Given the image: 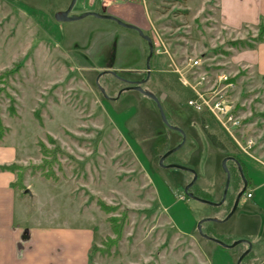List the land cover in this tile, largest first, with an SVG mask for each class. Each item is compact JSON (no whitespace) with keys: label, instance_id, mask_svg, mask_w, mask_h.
<instances>
[{"label":"rangeland","instance_id":"obj_1","mask_svg":"<svg viewBox=\"0 0 264 264\" xmlns=\"http://www.w3.org/2000/svg\"><path fill=\"white\" fill-rule=\"evenodd\" d=\"M146 2L152 21L147 33L153 45L149 70L150 46L137 30L94 15L74 21L55 17L70 6L69 16L81 14L84 0H0V72L8 71L4 81L11 95L0 93L7 139L27 148L30 163L42 161L38 137L48 147L44 159L55 156L57 162L49 168L62 181L51 189L47 212L73 211L83 195L84 215H90L102 234L111 232L101 240L115 235L107 216L121 218L122 236L110 246L117 254L108 256L112 264H208L200 259L204 253L209 264H237L233 253L239 255L247 247L242 239L251 242L253 251L241 264L264 262V219L252 207L259 202L264 208V88L254 83L245 65L231 61L228 41L240 37L220 25L218 0ZM93 3L106 10L102 0ZM164 46L177 62L198 57L204 68L225 74L233 83L223 91L242 120L239 141L246 146L253 140L247 152L218 126L209 131L206 114L188 105L190 92L170 70ZM129 85L153 93L167 122L152 97L136 88L122 91ZM9 105L17 115H9ZM207 131L218 132L227 149L215 147ZM224 159L233 171L228 170L229 179ZM237 161L247 163L246 174L254 181L231 213L246 183H238ZM66 179L78 187L69 203L59 188L67 187L62 183ZM41 180L37 173L34 185L46 197ZM249 187L252 198L246 194ZM201 190L209 195H192ZM98 198L118 208L106 213ZM202 235L208 248L199 244ZM212 235L240 243L226 247L210 239ZM101 240L96 245L104 246ZM97 254L91 255L92 261Z\"/></svg>","mask_w":264,"mask_h":264},{"label":"crops","instance_id":"obj_2","mask_svg":"<svg viewBox=\"0 0 264 264\" xmlns=\"http://www.w3.org/2000/svg\"><path fill=\"white\" fill-rule=\"evenodd\" d=\"M93 1L84 0L86 5L83 4L81 14L74 17L68 15L69 18L60 19V21H74L89 15L106 18L94 13L88 14V12L101 14L107 11L115 17L118 16L132 22L133 25L136 24L145 33H148L151 28V14L146 0H141V3L132 0H102L104 2L102 7L106 8L104 11L96 9L97 5ZM217 4L220 25L229 32H235L236 37L242 38L250 31L254 35L258 31L259 24H264V0H218ZM230 47L231 61L245 65L254 83L264 88V38L250 47ZM8 132L9 129L0 141V165L12 162L29 164L27 148L13 140L9 141ZM184 142L185 137L176 150ZM244 163L247 166L245 161ZM37 173L39 172L28 169L23 177L25 188H20L13 184L17 178V172L0 168V264H112L108 260L110 257L101 254H97L93 261L91 259L92 246L98 244L103 236L111 232L102 234L99 225L90 215H84V196H80L75 201L73 211L49 213L45 203L51 200L49 199L53 192L51 189L56 188L62 179L48 183L47 180L50 178L39 173L45 179L41 180L45 185L44 192H48L46 197H42L41 190L34 185V176ZM248 178V184L252 185L254 178L249 172ZM62 183H67V187H59L60 194L66 198L65 203L73 202L74 192L78 187L74 188L75 183L67 179ZM257 187L262 186L257 184ZM250 188L252 187H249L247 191H251L252 195L247 196L248 198L254 196ZM252 207L256 208L258 213L260 210L259 214L264 219V208L259 202H253ZM85 218L89 220V224L83 223L86 221ZM176 229L178 232L193 236V232L177 227ZM201 237L204 240L199 242L200 246L204 249L208 248L206 237L203 235ZM253 240L255 242V239ZM204 255L205 258L200 257V259L209 264L206 253ZM233 255L237 260L238 252H234Z\"/></svg>","mask_w":264,"mask_h":264},{"label":"trees","instance_id":"obj_3","mask_svg":"<svg viewBox=\"0 0 264 264\" xmlns=\"http://www.w3.org/2000/svg\"><path fill=\"white\" fill-rule=\"evenodd\" d=\"M91 14H93V13H91ZM101 14H105V13H101ZM111 19H114V20L117 19L116 21L118 23H120V24H122L128 28H133V29L137 30L138 32L141 33V35L144 37V39H146V41H148L147 38L145 37V35L148 36L147 33L142 31L138 26H133V24L131 25V24H127V23L125 24V22H123L122 20L118 19L115 16H114V18L111 17ZM148 37L150 38V36H148ZM263 38H264V24L260 23L258 26V31L256 34H254V35L252 34L249 37L232 39L228 42H229L230 46H234V47H238V48L239 47H250V46H253L255 42L263 40ZM151 42H152V39H151ZM152 56H153V53L150 57L149 63L151 61ZM105 71H107V70H103V72H105ZM6 75H8L7 70L0 72V93L3 91L5 94H7V97H9L11 99L10 93L5 88L4 79H5ZM137 82H142V81H137ZM136 87H137V85H129V86L125 87L122 91H124L125 89H133ZM8 113L11 116L17 115V111L13 105L8 106ZM35 113H36L38 120L41 122V118L39 117L38 113L37 112H35ZM202 123H204V122H202ZM8 129H9L8 125L4 123L3 118L0 115V141L2 140V138L4 137V135L6 134ZM206 135H207V138L209 139V141L215 147H218L222 150L227 149L228 144L226 143V140H224V138H222L218 132H216V131L215 132H208L207 131ZM47 138L50 141V143H55V139L50 134H47ZM36 143L39 147L40 153L42 154V161L41 162H39V163L32 162L29 164L12 162V163H6V164L0 165L1 169H12V170H15L17 172V178L13 181V184L20 187V188H25V185L23 184V177H24L25 170L28 168H30V170L33 172L39 171V173L46 178H51L53 180L59 179V177L56 176L52 172V170L49 168V165H51L53 162H57V160L55 159V156L49 160H45L44 157L48 151V147L45 145V143L43 142V140L40 137H38L36 139ZM230 158H232V157H230ZM163 159H164V156H163ZM237 165H239V167H240L239 169L237 168ZM189 170H193V169L190 167ZM227 170H229V169L227 168ZM229 171H230V173L233 172L231 169ZM235 172H236L235 174L237 175V177H239V172L244 173V175H246V177H247L246 166L242 162H240V163H239V161L236 162V171ZM246 188H247V186H246ZM188 191H190L189 188H188ZM192 195L199 197V198H201V196H202V199H204L205 197H207L206 195H209V194H207L201 190V191H195ZM208 201L212 202L209 199H208ZM96 202L99 205V207L102 210H104L106 213L114 212L118 208V204H109L100 198H98L96 200ZM106 219L109 221L111 229L115 235L114 236H108V237H106L105 240L102 239L101 243H103L104 246H99V245L94 244L91 248V255L93 253H96V252H100L102 255H106V256L117 254V250H114L113 252H111L110 246L112 244H116V242L121 238L123 223H122L121 218L115 214L108 215ZM209 238L215 240L216 242H218V243H220L226 247L231 246V245H229V244H231L230 243L231 241H228L229 239L227 240V238L221 239V237H219V236L214 237L213 235L209 236ZM227 243H229V244H227ZM250 251L251 250H249L248 254L250 253Z\"/></svg>","mask_w":264,"mask_h":264},{"label":"built area","instance_id":"obj_4","mask_svg":"<svg viewBox=\"0 0 264 264\" xmlns=\"http://www.w3.org/2000/svg\"><path fill=\"white\" fill-rule=\"evenodd\" d=\"M157 51L161 50L157 49ZM163 52L169 54L170 70L177 74L179 82L190 92L187 98L188 105L198 112H204L210 120V123H206V126L210 127L209 131H213L218 126L224 134L233 138L246 151L253 140H248L246 146L239 141L242 120L235 110L234 101L226 91H223L233 87V83L226 81L225 74H213L204 68L198 57L186 56L184 61L177 62L165 46ZM246 194L252 195L251 191H247Z\"/></svg>","mask_w":264,"mask_h":264},{"label":"water","instance_id":"obj_5","mask_svg":"<svg viewBox=\"0 0 264 264\" xmlns=\"http://www.w3.org/2000/svg\"><path fill=\"white\" fill-rule=\"evenodd\" d=\"M70 8H71V6H70ZM70 8L67 9V10H65V11H63V12L57 13V14L55 15V17H56L57 19L69 18V16H68V12H69ZM91 13H94V14L99 15V16L107 17V18H111V17L114 18V16H112V15H110V14H100V13H97V12H88V14H91ZM116 20H117V19H116ZM125 24H126V23H125ZM133 26H134V25H133ZM145 37L147 38V40H148V42H149V46H150V51H149V54H148V57H147V68H148V70H149V60H150V57H151V55H152V53H153V45H152L151 39H150L148 36H146V35H145ZM137 87H138V89H139L140 91H142V92H144L145 94L149 95L150 97H152V98L157 102L158 107H159L160 112H161V115H162V118L167 122V119H166V116H165L164 110L162 109V106L160 105L158 98H157L153 93H150V92L144 90V88H142L140 85H137ZM160 163H163V158L160 159ZM170 165L180 166V167H182V168L190 169V167H187V166H184V165H179V164H170ZM223 166L225 167V169H226V171H227V173H228V179H229V178H230V174H229V172H228V170H227V167H226V159L223 160ZM245 188H246V187L244 186L243 189L239 192V194H238V196H237V199H236L235 203L233 204V207H232L231 213L235 210V208H236V206H237V204H238L239 197H240V195L244 192ZM186 190H187V188H186ZM200 223H201V222H199V224H200ZM237 241H238V240H237ZM237 241H236V242H237ZM236 242H234V243H236Z\"/></svg>","mask_w":264,"mask_h":264},{"label":"flooded vegetation","instance_id":"obj_6","mask_svg":"<svg viewBox=\"0 0 264 264\" xmlns=\"http://www.w3.org/2000/svg\"><path fill=\"white\" fill-rule=\"evenodd\" d=\"M149 67H150V65H149ZM148 69V68H147ZM134 89V88H133ZM136 89H138V87H136ZM237 168L239 169L240 167H239V165H237ZM239 178V179H238ZM237 179H238V183H242V185H243V183L244 182H246L245 183V187L248 185V183H249V178H248V176L246 177V175H244V173H242V172H239V177H238ZM243 181V182H242ZM242 190V189H241ZM246 190V189H245ZM245 190H244V192H245ZM243 192V193H244ZM242 193V194H243ZM242 194L240 195V197H239V199L241 198V196H242ZM238 202H239V200H238ZM236 242V241H235ZM240 242H243L244 244H246L247 245V247L245 248V250L242 252V253H239V255H238V257H237V264H240L244 259H246L247 257H251V253H249L248 254V252H249V250H251V251H253V249H252V245H251V242L248 240V239H242ZM240 242H236V243H231V244H229V243H227V244H229V245H231L230 247H233L235 244H237V243H240ZM247 249V250H246ZM250 251V252H251ZM247 255V256H246ZM247 263H249L248 261H247ZM251 263V262H250ZM263 262H262V260L258 263V264H262Z\"/></svg>","mask_w":264,"mask_h":264}]
</instances>
